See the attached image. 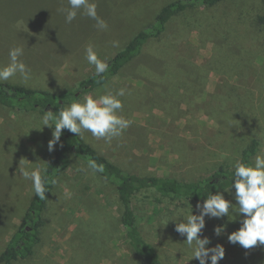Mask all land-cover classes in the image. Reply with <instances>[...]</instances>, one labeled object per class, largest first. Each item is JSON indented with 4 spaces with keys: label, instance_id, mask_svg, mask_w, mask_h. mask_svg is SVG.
<instances>
[{
    "label": "rangeland",
    "instance_id": "374dc122",
    "mask_svg": "<svg viewBox=\"0 0 264 264\" xmlns=\"http://www.w3.org/2000/svg\"><path fill=\"white\" fill-rule=\"evenodd\" d=\"M175 1L91 0L107 25L100 28L83 9L67 23V0H0V69L11 63L10 49L20 47L19 60L30 70L28 80L17 72L1 82L57 95L77 92L96 74L85 59L87 46L107 63ZM121 88L126 92L119 97V115L129 126L111 141L87 131L81 138L135 177L206 179L220 166L234 168L253 139L260 141L258 154L264 153V0H224L174 16L142 57L103 87L81 90L79 101ZM42 117L0 106V255L35 194L21 171L40 168L42 176L62 147L59 140L49 151L54 130L43 127ZM59 178L36 254L15 264H144L126 240L116 187L81 158L72 157ZM224 197L236 203L229 192ZM197 203L171 201L153 191L136 196L142 234L164 264H199L186 236L175 231L191 208L199 214ZM240 219L231 209L228 217L206 216L200 238L210 240L209 248L224 247L218 264H264V245L245 249L229 242ZM218 226L225 229L219 236Z\"/></svg>",
    "mask_w": 264,
    "mask_h": 264
},
{
    "label": "trees",
    "instance_id": "16d2710c",
    "mask_svg": "<svg viewBox=\"0 0 264 264\" xmlns=\"http://www.w3.org/2000/svg\"><path fill=\"white\" fill-rule=\"evenodd\" d=\"M224 0H177L165 6L155 22L140 31L125 48L111 58L108 71L94 74L89 81L82 82L79 91H67L59 95L45 90L27 88L21 85L9 84L0 81V106L17 109L26 113H37L41 116L47 111H52L58 116L59 110L69 106L74 101H79L81 95L88 90L103 87L111 79L129 66L139 56H143L147 45L159 39L167 29L168 22L177 15L187 10L196 8H211ZM82 94V95H83ZM54 128V121H50ZM52 128V129H53ZM54 130V129H53ZM62 147L55 152L52 162L45 169L42 179L45 181L46 198L41 199L36 194L25 214L23 224L11 237L6 249L0 255V264H15L20 260H27L36 254L41 243V232L48 221L44 219V212L48 200L55 189L59 177L72 165L73 158H81L89 165L92 162L102 170H94L99 176L116 187L119 199L123 206L121 222L125 228L126 240L134 256L144 264H164L158 248L147 241L142 234L139 220L134 211L137 195L144 192H156L171 201L180 200L189 203H203L211 193L223 192L231 188L234 178V168L220 166L212 176L193 182H186L169 176H133L120 166L109 160L88 144L81 136H76L67 129L62 130L60 137ZM260 141L253 139L242 151L241 160L245 164H254V158L259 153Z\"/></svg>",
    "mask_w": 264,
    "mask_h": 264
},
{
    "label": "clouds",
    "instance_id": "9594fccd",
    "mask_svg": "<svg viewBox=\"0 0 264 264\" xmlns=\"http://www.w3.org/2000/svg\"><path fill=\"white\" fill-rule=\"evenodd\" d=\"M68 9L65 10V20L71 23L77 16V13L83 9L84 14L97 20L100 28H106V22L100 20L97 16V5L91 0H67ZM117 46V42H113ZM85 59L91 65H94L95 72L99 76L108 71V64L98 58L93 46L89 45L85 49ZM23 55V49L15 47L10 49L9 57L11 63L0 69V81H7L17 72L21 74L24 80L30 78V70L19 60ZM126 90L121 88L115 94L109 92L98 98L92 95H86L84 100L74 101L69 106L59 110L58 116L52 111H47L42 117L43 127L53 128L50 121H54L53 139L49 141V151L54 150V146L59 142L62 130L67 129L76 136H83L87 131L96 139L111 141L119 137L123 130L129 126V121L119 112L123 108V103L119 97L125 95ZM95 170H102L95 162L90 164ZM234 167V178L231 188L224 192L233 195L235 204L226 200L223 192L211 193L203 203H197L196 209L198 215H193V209L180 222L175 223V231L181 236H186L187 244L192 247L193 259H197L199 264H218L225 255V249L221 245L207 247L210 240L207 237L200 238L202 230L205 228V217L222 218L228 217L230 209L236 213L240 219V228L228 236L232 244H239L245 249H251L254 246L264 245V153L257 154L254 164H245L242 161H236ZM21 175L32 181L33 190L41 199L46 198L45 181L41 176V169H24ZM234 189V193L231 191ZM183 210H181L182 212ZM169 221H165L167 225ZM224 226H218L214 229L217 236L224 232Z\"/></svg>",
    "mask_w": 264,
    "mask_h": 264
}]
</instances>
